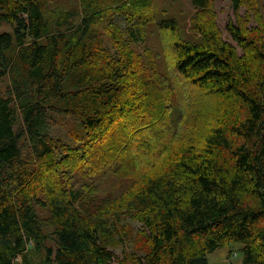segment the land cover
I'll list each match as a JSON object with an SVG mask.
<instances>
[{
	"label": "trees",
	"instance_id": "1",
	"mask_svg": "<svg viewBox=\"0 0 264 264\" xmlns=\"http://www.w3.org/2000/svg\"><path fill=\"white\" fill-rule=\"evenodd\" d=\"M213 1L191 0L206 16L193 19L200 38L188 41L177 20L155 17L154 0H81V22L53 39L46 0H0V23L13 27L0 31V264H209V253L233 242L243 245L242 264H264V26L250 25L254 0H233L236 12L250 7L227 24L233 44L212 21ZM116 14L128 23L122 32L104 26ZM152 22L170 40L165 79L131 49ZM12 47L25 74L5 94ZM192 89L219 100L208 110L219 114L198 140L186 118L175 149L164 143L154 154L177 128L169 105H188ZM58 115L79 122L77 146L53 138ZM138 149L149 156L136 158ZM114 158V171L140 178L131 193L97 203L95 187L75 188L76 173L110 171ZM121 213L142 224L132 263L111 248Z\"/></svg>",
	"mask_w": 264,
	"mask_h": 264
},
{
	"label": "rangeland",
	"instance_id": "2",
	"mask_svg": "<svg viewBox=\"0 0 264 264\" xmlns=\"http://www.w3.org/2000/svg\"><path fill=\"white\" fill-rule=\"evenodd\" d=\"M46 1L48 9L51 13L50 29L47 38L53 39L55 36H58L62 33L71 34L75 30V27L81 22L82 16L85 14L84 6L81 3V0ZM253 4L258 7V15L255 14V11H253V18L250 21V25L254 26L255 28H261L264 26V0H254ZM249 8L250 7L248 6H243L238 12H236L233 0L213 1L210 10L212 13L211 16L213 17L212 21L214 20L215 25L222 32V36L233 44H236V42H234L229 35L227 24L230 21L236 23L238 16L245 17ZM151 12L154 13L158 20L165 18L177 20L184 39L188 41L199 40L200 36L193 26V19L195 17L199 18L201 13L193 6L191 0H154ZM203 16H206V14L202 15L201 17ZM104 26H108L109 30L110 26H114L118 32H122L127 28L128 23L123 15L116 14L114 19L110 21L105 20ZM0 31H8L13 33V27L8 23L1 22ZM104 40L106 46L112 48L113 51H115V42L108 35L107 31H105ZM169 41L170 40L167 38V34L160 30L156 23L152 22L144 28V40L138 45H131V49L134 52L136 61L140 65L150 66L152 63H155L158 66L162 78L165 79L168 76V66L171 65V60L168 57V55L171 56ZM239 51L242 53L241 50ZM8 53H10V56L12 57L10 60L12 61L10 62L8 76L1 83V89L5 94H7L9 90L14 91V80L22 83L25 74L22 65L17 62V49H13L12 47ZM153 76L154 73L152 72L151 78H153ZM154 81L158 85V92L160 96L163 97L164 101H169L170 90L166 87L163 88L162 83L157 81V79ZM181 84L182 81L178 80L177 85L180 86ZM191 92L193 96H196L197 98L190 100L188 105H185L186 100L184 99L183 103L180 102L173 106L169 105L168 109L166 105L165 109H167L169 112H176L173 126L177 127L176 131H178H175L172 140L169 136L170 133L158 138L153 143L152 151L154 154L156 153L155 148L164 143L165 145L168 144L169 151L175 149V145L179 144V142L182 140L183 132L188 126H185L187 122L186 118L190 120L192 126L193 122L195 124V126H193V130L191 131L192 134L190 137H192L194 140H198V138L203 134V124L204 126H207L211 123L214 112L216 113L214 118L219 114V109L217 111H208L209 109L219 105V100L216 99L217 102L215 101V105H213V103L210 102L211 99L209 97H199L197 93L198 91L195 89H192ZM182 97L183 93L180 95L178 94L176 100H182ZM57 119V124L53 125L51 128L53 138L56 141L71 147L77 146V142L79 141L78 138L81 133L79 122L74 117L64 115H58ZM179 126L180 128L178 129ZM159 127L160 126L158 124V128ZM146 137L150 139V141L152 140L149 131L146 132ZM141 152L142 150L138 149L136 152V158L149 156L147 154H142ZM117 162L118 159L114 158L112 163L114 165L108 167L107 169L110 171L100 172L97 174L86 172L85 175L82 176V179L80 178L81 172L76 173L73 178L75 188L77 189L82 186V184L86 185L87 183L92 185L93 188L95 187L96 190L99 191L98 195L96 196L97 199L93 198L97 203H101V201L104 199L113 200L116 197H121L126 192L131 193L134 189L135 183L138 182L140 178L134 179L133 181L130 178L125 177L121 171V168L117 171H114ZM41 212L44 211L41 210L40 213ZM45 212H47V210H45ZM44 213L42 215L45 216L46 213ZM117 217L115 220L119 225V229L122 230V233L117 236L115 239V245H113L111 248L115 251L116 255L120 259L127 258L132 263L133 254L140 253V251L137 250V247L140 246L142 241L140 236V228L142 224L131 219L126 214L121 213V215L119 214ZM49 243L53 244L51 241H49ZM242 249L243 245L241 243L233 242L224 247L218 248L212 253H209L207 255V259L209 264H242ZM29 251L33 255L32 258L34 261L38 262L42 258V253H36L33 248H31ZM114 264L117 263L114 262Z\"/></svg>",
	"mask_w": 264,
	"mask_h": 264
},
{
	"label": "built area",
	"instance_id": "3",
	"mask_svg": "<svg viewBox=\"0 0 264 264\" xmlns=\"http://www.w3.org/2000/svg\"><path fill=\"white\" fill-rule=\"evenodd\" d=\"M16 261H20V257H18V258L16 259Z\"/></svg>",
	"mask_w": 264,
	"mask_h": 264
}]
</instances>
